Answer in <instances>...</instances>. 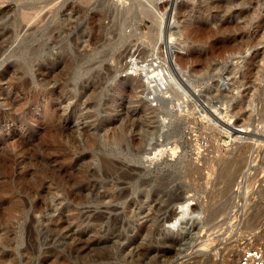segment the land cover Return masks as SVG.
<instances>
[{
  "label": "rangeland",
  "instance_id": "rangeland-1",
  "mask_svg": "<svg viewBox=\"0 0 264 264\" xmlns=\"http://www.w3.org/2000/svg\"><path fill=\"white\" fill-rule=\"evenodd\" d=\"M172 1L0 0V264H236L264 241V0ZM103 158L135 206L101 200Z\"/></svg>",
  "mask_w": 264,
  "mask_h": 264
},
{
  "label": "bare ground",
  "instance_id": "bare-ground-1",
  "mask_svg": "<svg viewBox=\"0 0 264 264\" xmlns=\"http://www.w3.org/2000/svg\"><path fill=\"white\" fill-rule=\"evenodd\" d=\"M48 1V0H47ZM178 2V0H173L172 1V4H171V8H173L175 5H176V3ZM48 4V3H47ZM169 5V4H168ZM181 7H180V9H186V8H184V6L182 7V5H180ZM189 7V6H188ZM46 8V6L44 7V8H42V9H40V10H38V12H40V11H42L43 9H45ZM183 10H180V12L182 13V17L181 18H187V16L189 15V13L187 14V12L186 11H183ZM37 11V10H36ZM34 13V12H33ZM46 14V13H45ZM157 14V13H156ZM27 16V15H26ZM99 22H100V19H99ZM186 30H187V28H185ZM35 47V46H34ZM38 50L40 49V47L39 48H37ZM169 52H171V51H169ZM31 56H37V50L36 49H34V48H32V50H31V52L29 53ZM169 55V54H168ZM171 56H173V54L171 53L170 54ZM170 57V56H169ZM34 59V58H33ZM188 59H189V57L188 58H186V57H180V65H184V64H186L187 62H188ZM32 61V59H30L28 62H31ZM159 68V67H158ZM157 69V68H156ZM41 70H42V68H41ZM137 71V70H136ZM156 71V70H155ZM164 71V70H163ZM160 72V73H159ZM161 72H162V69H158V71H156V72H148V71H146V72H143V73H141V76L142 77H144L145 78V80H146V82L149 84V85H151V86H155L156 87V85L157 86H160V87H158V88H160L161 89V86H163L164 87V85H166L167 84V77L165 76V75H161ZM165 72V71H164ZM163 72V73H164ZM162 73V74H163ZM137 88V86H133L132 87V89H136ZM157 89V88H156ZM244 101H245V99L244 98H242V99H240V102L238 103V104H240L241 106H240V110H243L244 109V107H245V103H244ZM248 106H252L251 105V103H249V105ZM144 107V110H147V106H143ZM137 123H138V126L141 124V125H143V126H145L146 125V123H149V119L147 118V116H145V118L143 119V120H139V121H137ZM140 125V126H141ZM241 133H247V134H249V132L251 131V130H239ZM252 132V131H251ZM244 150V149H243ZM174 153V152H173ZM100 157H102V156H100ZM238 158V157H237ZM256 160V159H255ZM101 162H102V166H104V168L102 169V170H104L105 169V171H106V173H107V177L109 178V181L107 182L108 183V185L110 186V189H112V193L113 194H111V195H109V196H106V195H104V193H101L100 192V197L102 198L101 200L103 201V199H105V198H110L111 200H115V199H117V198H120V199H126L125 200V204H126V206H131V205H136V200L134 199V198H130L129 197V191H128V189L127 190H125V189H123V188H121L120 186H121V184L118 182V180L112 175V174H114L117 170H120L122 167V163L121 162H119V161H116L115 159H111V158H103V159H101ZM220 162V161H219ZM235 164V163H234ZM127 173V172H126ZM125 173L123 172V175H124ZM122 175V176H123ZM126 175V174H125ZM127 176V175H126ZM128 177V176H127ZM157 184V183H156ZM163 184V183H162ZM158 185V184H157ZM146 186V185H145ZM144 186V187H145ZM245 188V187H244ZM98 189V188H97ZM162 189L161 188H156V189H154V190H149V191H147V194H151L150 195V197H149V199L151 200V203L152 202H155V203H157L158 201H159V198H161V193H162ZM239 194V193H238ZM167 197V196H166ZM119 200V199H118ZM117 201V200H116ZM169 201V200H168ZM119 202V201H118ZM123 202V201H122ZM124 203V202H123ZM150 203V204H151ZM166 204V203H165ZM152 205V204H151ZM154 205V204H153ZM159 205V204H158ZM157 205V206H158ZM156 207V206H155ZM159 208H160V206H159ZM156 210H157V208H156ZM157 211H159V210H157ZM183 214H184V212H183ZM97 215H98V213H97ZM243 215V214H242ZM98 217V219L100 220V219H102L103 218V216H101V215H98L97 216ZM117 220V219H116ZM117 222V221H116ZM228 228V227H227ZM210 236V235H209ZM208 238V237H207ZM212 239V237H209L205 242H207L208 243V246H210V245H213L214 244V241H212L211 240ZM204 240V239H203ZM202 240V241H203ZM221 240V239H220ZM205 242H203V245L205 244ZM200 243V242H199ZM206 243V244H207ZM206 244H205V246H206ZM208 246H207V249H208ZM199 247H200V245H199ZM204 247V246H203ZM215 247V246H214ZM202 248V247H201ZM205 248V247H204ZM206 249V250H207ZM202 250V249H201ZM211 250V249H210ZM234 256H236V255H234ZM235 260V263H236V261H238V259H234ZM226 264H232V259H229L228 261H226Z\"/></svg>",
  "mask_w": 264,
  "mask_h": 264
},
{
  "label": "built area",
  "instance_id": "built-area-1",
  "mask_svg": "<svg viewBox=\"0 0 264 264\" xmlns=\"http://www.w3.org/2000/svg\"><path fill=\"white\" fill-rule=\"evenodd\" d=\"M241 252L236 264H264V241H242Z\"/></svg>",
  "mask_w": 264,
  "mask_h": 264
},
{
  "label": "water",
  "instance_id": "water-1",
  "mask_svg": "<svg viewBox=\"0 0 264 264\" xmlns=\"http://www.w3.org/2000/svg\"><path fill=\"white\" fill-rule=\"evenodd\" d=\"M184 221V217L178 216L176 223H182Z\"/></svg>",
  "mask_w": 264,
  "mask_h": 264
}]
</instances>
